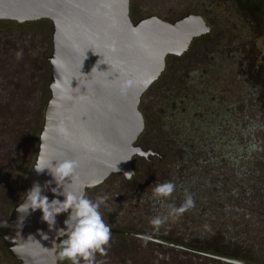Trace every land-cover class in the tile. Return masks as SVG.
I'll list each match as a JSON object with an SVG mask.
<instances>
[{
	"label": "trees",
	"instance_id": "obj_1",
	"mask_svg": "<svg viewBox=\"0 0 264 264\" xmlns=\"http://www.w3.org/2000/svg\"><path fill=\"white\" fill-rule=\"evenodd\" d=\"M132 3L130 0L129 16L136 22L142 18H134ZM199 14L204 17L202 12ZM13 25V31L21 27ZM210 34L211 31L204 37ZM202 38L194 40L183 56L168 57L160 78L141 97L139 111L144 119V130L137 144L157 156L138 159L144 166L133 167L131 180L112 175L99 187L86 190L85 195L90 196L111 180L118 181V186L124 190H119L115 196L122 201L115 204L118 200L112 195L111 205L99 210L110 228L192 251L264 264L254 260L250 252L258 247L260 237L257 234L251 242L248 239L251 230L259 227L258 221L264 223V68L258 63V55L253 60L242 50L247 45L253 50L252 43L240 46L239 52L235 50L229 58L233 76L243 82L244 90L249 93L247 99L235 102L226 101V93L223 94L226 88L206 81V75L199 77L191 73L184 79L180 70L171 75L172 64H181ZM47 69L49 75L48 63ZM169 74L175 78L166 86L163 81H168ZM148 101H155L154 109ZM146 136L153 139L144 143ZM169 181L175 185L174 191L168 196H155L153 189ZM118 207L119 210L124 208L126 219L123 215L114 216ZM140 207L150 210V215L136 216L134 209ZM156 219L160 220L159 224L153 223ZM111 237L142 243L145 249L152 250L150 254H155L157 249L169 254L161 256L160 260L155 256L140 260L136 256L120 258L122 261L118 264H188L194 260L224 264L134 237L110 234ZM104 247L108 253L109 247ZM106 253L95 255L98 264L114 259ZM57 258L61 262L66 260L61 259L59 253Z\"/></svg>",
	"mask_w": 264,
	"mask_h": 264
},
{
	"label": "water",
	"instance_id": "obj_2",
	"mask_svg": "<svg viewBox=\"0 0 264 264\" xmlns=\"http://www.w3.org/2000/svg\"><path fill=\"white\" fill-rule=\"evenodd\" d=\"M129 4L130 0H0L1 21L22 24L46 20L52 27L47 58L49 98L26 180L27 190L34 182L44 187L42 195L49 202L63 201L64 197L50 191L57 187L55 182L45 187L52 181L47 170L35 171L42 155L75 160V181L67 184L72 178H65V187L70 191L84 187L85 192L112 175L129 181L124 173L132 172L133 176V158L154 155L136 144L144 130L141 97L160 78L168 57L183 56L194 40L211 31L200 14H186L172 22L155 16L132 22ZM134 149L145 155H133ZM117 161H122L117 165L119 172L112 171ZM59 191H63L62 186ZM24 197L7 219L0 220V225L6 224L0 226L4 248L17 264H58V242L64 235H57L56 229L64 227L68 213L56 216L53 229L42 220L39 209H30L24 220L19 219L17 207ZM110 234L144 239L225 264H251L123 230L111 229ZM21 238L30 243L14 253L11 249Z\"/></svg>",
	"mask_w": 264,
	"mask_h": 264
},
{
	"label": "rangeland",
	"instance_id": "obj_3",
	"mask_svg": "<svg viewBox=\"0 0 264 264\" xmlns=\"http://www.w3.org/2000/svg\"><path fill=\"white\" fill-rule=\"evenodd\" d=\"M132 5L134 18L155 16L167 22H172L187 13L197 14L200 10L204 15L203 19L211 28V34L198 41L193 52L180 62L181 64L178 62L172 64L171 75L174 76L178 70L182 71L180 75L184 79L191 73L198 74L199 77L206 75L204 76L207 78L206 81H211L214 85L219 84L221 89L226 88L223 91V94L226 93V101L235 102L241 98H248L249 93L244 90L243 82L233 76L229 58L235 50L239 52L240 46L249 42L254 45L253 50L249 49L250 45L242 50L249 53L248 56L253 60L258 55V63L264 68V0H133ZM6 27L15 28L13 24H6ZM18 29L10 32L8 38L12 41L11 45L1 46L0 41V50H3L0 51V75L2 72L9 74L11 84L8 86L11 93H15L13 96L15 99L10 101L9 105H1L3 101L0 100V118L3 119L0 121V141L3 139L0 142V220L7 219L27 190L26 180L36 154L44 100L48 98L46 59L51 52V25L48 21H38ZM4 34L7 32L4 31ZM18 35L20 36L17 44H12ZM19 40L21 44L18 43ZM17 52H22L19 59ZM179 65L183 66L179 67ZM171 75H168V81H163L166 86L174 81L175 77ZM148 104L154 109L155 101H148ZM150 139L153 138L146 136L143 142H150ZM136 159L133 167H143L144 164ZM119 190L124 189L118 186V181L111 180L106 186L94 190L88 198L95 200L97 196L108 195V203L100 206V209L102 207L105 209V206L111 205L109 202L112 195L115 201L118 200L115 204L122 201L121 197L115 196ZM123 209L119 210L118 207L114 216L118 218L119 215H123L122 218L126 219L128 215L122 212ZM134 210L136 216L150 215V210L144 207ZM258 226L252 230H256L260 237L259 244L250 252L254 260L264 263V240L260 241L264 238V224L258 221ZM257 233L254 236H257ZM106 246L109 247L108 253L105 252L106 255L114 258L106 264H118L122 261L120 258L128 259L132 256L139 257V260L152 256L160 260L161 256H169L168 253H162L158 249L152 255L150 254L152 250L145 249L144 244L121 238L111 237ZM62 247L63 243L58 244L57 254ZM133 249L138 252L134 253ZM98 253L97 251L95 255ZM97 262L94 259L91 264H98ZM0 264H17L9 256L1 241ZM58 264H72V261L58 260ZM79 264H90V262L79 259ZM188 264L216 263L194 260Z\"/></svg>",
	"mask_w": 264,
	"mask_h": 264
},
{
	"label": "clouds",
	"instance_id": "obj_4",
	"mask_svg": "<svg viewBox=\"0 0 264 264\" xmlns=\"http://www.w3.org/2000/svg\"><path fill=\"white\" fill-rule=\"evenodd\" d=\"M22 56V52H17V58ZM133 155H145L142 150L134 149ZM131 157H129V160ZM55 162V163H53ZM122 161H117L112 167V171L119 172L117 165ZM78 164L72 159H56L42 155L38 164L34 167L39 174L47 170L52 177V181L46 182L45 187L50 186L55 182L57 187L50 188L54 196H63L64 200L52 199L50 202L47 196L42 195L44 187L38 182H34L33 186L25 191V197L21 204L17 207V212L20 214L19 219L24 218L29 214V210L37 209L42 212V220L51 223L52 229L55 226V218L60 213H68L67 219L64 221V227L56 229V234L64 235L63 247L60 250L59 256L61 259H69L72 264H79V259L89 261L90 264L95 259V253H105V245L110 239L111 228L102 219L99 211L100 206L107 200V196H97L95 200L89 199L85 195L84 187L78 191H70L65 187V178L71 177L70 183L75 181V170ZM125 178L131 180L132 172L124 173ZM62 186L63 191H59ZM175 185L172 182L158 184L153 193L155 196H168L174 191ZM70 210V211H69ZM154 224H159L160 220H153ZM2 224L0 226H5ZM32 240L35 238L29 235ZM28 236V237H29ZM30 243L29 239L19 242V245L14 244L12 251L18 253L22 251ZM79 258V259H78Z\"/></svg>",
	"mask_w": 264,
	"mask_h": 264
},
{
	"label": "flooded vegetation",
	"instance_id": "obj_5",
	"mask_svg": "<svg viewBox=\"0 0 264 264\" xmlns=\"http://www.w3.org/2000/svg\"><path fill=\"white\" fill-rule=\"evenodd\" d=\"M40 21H46V20H40ZM35 22H38V21H35ZM35 22H28V23H22V24H18V23H16V22H12V21H1L0 20V35L2 36L1 38H0V41H1V46H7V45H11V40L8 38V37H10V32L11 31H13V29H10V28H8V27H6V25H4L3 26V23H7V24H15L16 26H22V25H26V24H30V23H35ZM50 23V22H49ZM51 25V24H50ZM52 28V27H51ZM4 31H6L7 32V34H4ZM9 31V32H8ZM52 32V31H51ZM20 35H18L17 37H16V41H13V43L12 44H17V40H18V37H19ZM22 36V35H21ZM21 40H23V39H21ZM18 43L19 44H21L22 42L19 40L18 41ZM51 48H52V45H51ZM19 49H20V47H19ZM0 51H3V50H0ZM51 53V52H50ZM49 57V56H48ZM47 60V59H46ZM47 63H48V61H47ZM48 66H49V74H50V65H49V63H48ZM11 78L9 77V74L8 73H4V72H2L1 73V75H0V100L1 101H3V102H1V105H9V102L10 101H14V99H15V97H13L14 96V94L15 93H11V90H10V87L8 86L9 84H11V81H9ZM48 81H49V75H48ZM46 88H47V90H48V84L46 85ZM45 98V97H44ZM48 98H49V90H48ZM48 98L46 99V101L44 100V102H45V104H46V102H47V100H48ZM45 104H44V107H45ZM44 107H43V112H44ZM42 120H43V114H42ZM0 121H3V119L2 118H0ZM140 137V136H139ZM139 139V138H138ZM3 140V139H2ZM1 140V141H2ZM0 141V142H1ZM137 142H138V140H137ZM37 143H38V139H37ZM137 144V143H136ZM138 145V144H137ZM140 147V146H139ZM141 148V147H140ZM142 149V148H141ZM142 150H144V149H142ZM154 153V155L153 156H149V157H156L157 156V154L155 153V152H153ZM149 157L147 158V159H144V160H148L149 159ZM136 158H138V157H135V158H133V160H132V167H133V163H134V160L136 159ZM138 159H143V158H138ZM253 216L255 217L256 215L255 214H253ZM254 219H256V218H254ZM264 224V223H263ZM112 229V228H111ZM256 230H252L251 232H250V234L248 235L249 236V238L251 239V240H253L254 239V237L256 236H254V234H256L257 232H255ZM255 232V233H254ZM258 234V233H257ZM116 235V234H115ZM145 237V236H144ZM138 239V238H137ZM141 240H144V239H141ZM264 240V238L261 240V241H263ZM146 241V240H145ZM154 243V242H153ZM242 261V260H241ZM245 262V261H244ZM249 263V262H248ZM251 264H254V263H251Z\"/></svg>",
	"mask_w": 264,
	"mask_h": 264
}]
</instances>
